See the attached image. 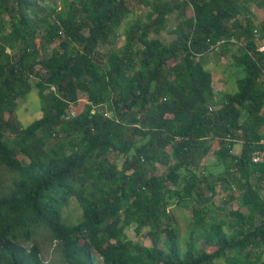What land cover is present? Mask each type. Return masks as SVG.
<instances>
[{"label": "trees", "instance_id": "1", "mask_svg": "<svg viewBox=\"0 0 264 264\" xmlns=\"http://www.w3.org/2000/svg\"><path fill=\"white\" fill-rule=\"evenodd\" d=\"M139 1L144 20L99 61L131 13L127 0L60 9L0 0V165L13 174L0 195V264H44L41 231L62 264H264V163L252 161L264 137V50L254 34L264 39V14L255 23L250 0ZM215 49L241 72L234 92L213 89L203 57ZM32 92L40 116L22 126L15 112ZM211 150L224 165L225 201L238 203L228 221L215 219L223 206L204 161ZM156 163L167 171L157 175ZM70 197L81 217L66 223ZM173 204L191 206L183 240ZM129 228L149 244L133 242Z\"/></svg>", "mask_w": 264, "mask_h": 264}, {"label": "rangeland", "instance_id": "2", "mask_svg": "<svg viewBox=\"0 0 264 264\" xmlns=\"http://www.w3.org/2000/svg\"><path fill=\"white\" fill-rule=\"evenodd\" d=\"M68 0H44V3H48L50 5H55L58 9L63 7L64 2ZM171 5L176 3V0H168ZM247 4L249 9L252 12V17L255 23H258L260 19L263 17L264 10L258 8L253 0L244 1ZM127 4L130 7L131 13L124 19L119 28V34L115 41V44L112 46L103 45L99 46V61H104L106 56L108 55L110 50L121 48L124 43L125 30L128 28L130 23L136 19L141 17L144 20V14L148 11L147 7L139 0H127ZM180 11V10H179ZM179 11H176L168 16L167 28L160 35L162 41L169 42L174 38V35L171 33V30L174 29L177 23V15ZM185 14L187 16L192 15V11L190 8L185 9ZM256 36L258 38V32L256 31ZM259 42H261L262 38H258ZM219 49H215L218 51ZM215 51L209 52V59L203 57V65L206 69L212 72L213 79V89L220 91H229L234 92L236 90V77L240 75V70L237 72L236 69L231 66V59L229 56L221 57V55ZM81 98L85 99V96L81 94ZM8 115H6L7 117ZM40 116V101L38 99L37 93L32 92L26 99L19 101L17 110L15 112V118L18 120L19 124L22 126H26L35 118ZM13 118V116L11 117ZM241 147V143H237ZM234 151L236 148H234ZM237 151V150H236ZM235 151V153H236ZM240 151V150H239ZM237 151V152H239ZM213 150L210 151L209 156L204 159L205 164L207 166V171L210 173L209 179L214 181L215 183V195L213 196V201L215 205H222L223 211L215 212V219L227 220L228 221V211L230 209H237L238 203L236 200L225 201L224 203L221 201L222 198H227L228 193L222 189L221 175L224 171V165L218 164L214 159ZM237 154V153H236ZM19 158L22 161H26L24 157ZM167 171V167L162 164L156 163V174L161 175ZM184 172L182 171V174ZM13 179V174L7 170V168L0 165V195L2 193L7 192L8 187L11 185ZM235 190V189H234ZM222 202V203H221ZM169 211L173 213V217L176 221L177 227L180 231V237L183 240L185 235L189 230H191L193 225L192 218V210L191 206L181 207L176 204H173L169 207ZM243 212L247 214L246 209H242ZM210 216V215H209ZM62 217L66 223H73L78 218L81 217V209L73 197H70L68 202L62 208ZM258 223L257 218H253L252 216L247 214L246 224L247 225H255ZM126 233L128 237L133 241H140L142 244L148 245L149 240L145 237L136 235L132 228L126 229ZM34 241L40 245L41 247V257L43 259L44 264H62L59 259L57 252L54 250L55 243L50 240V233L48 231H41L35 237ZM31 244V242H27ZM184 248L185 246L182 245ZM261 255L264 257V247L261 246ZM209 249L208 251H210ZM100 261V260H99ZM98 264H100L98 262Z\"/></svg>", "mask_w": 264, "mask_h": 264}, {"label": "built area", "instance_id": "3", "mask_svg": "<svg viewBox=\"0 0 264 264\" xmlns=\"http://www.w3.org/2000/svg\"><path fill=\"white\" fill-rule=\"evenodd\" d=\"M254 34H255V38H257L256 30H254ZM257 40H258V38H257ZM221 43H222V40L217 41L214 47L217 48ZM258 50H260V51L264 50V41L261 42V44H259ZM239 143H241V142L239 141ZM259 143L262 145V148L255 150L253 152L252 161H254L256 163H264V137L259 141ZM231 151L235 153L234 149H232ZM224 200H225V198H222L221 201L224 203Z\"/></svg>", "mask_w": 264, "mask_h": 264}, {"label": "crops", "instance_id": "4", "mask_svg": "<svg viewBox=\"0 0 264 264\" xmlns=\"http://www.w3.org/2000/svg\"><path fill=\"white\" fill-rule=\"evenodd\" d=\"M263 41H264V39L261 40V42H263ZM215 52L219 53V50L218 51H215ZM204 57H206L207 59H209V54H206ZM221 57H224V56H221ZM225 57H227V56H225ZM234 148H236V150L239 151L241 147H239V145H234ZM237 151H236V153H238Z\"/></svg>", "mask_w": 264, "mask_h": 264}]
</instances>
